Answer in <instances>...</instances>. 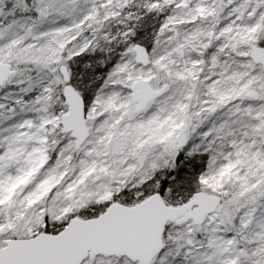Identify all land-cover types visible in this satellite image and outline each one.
<instances>
[{"label": "snow or ice", "instance_id": "1", "mask_svg": "<svg viewBox=\"0 0 264 264\" xmlns=\"http://www.w3.org/2000/svg\"><path fill=\"white\" fill-rule=\"evenodd\" d=\"M0 264H264V0H0Z\"/></svg>", "mask_w": 264, "mask_h": 264}]
</instances>
